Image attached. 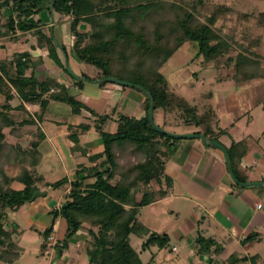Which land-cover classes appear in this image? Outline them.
<instances>
[{
    "label": "trees",
    "instance_id": "1",
    "mask_svg": "<svg viewBox=\"0 0 264 264\" xmlns=\"http://www.w3.org/2000/svg\"><path fill=\"white\" fill-rule=\"evenodd\" d=\"M0 9V18L6 22L3 25L5 31L0 29V37H12L16 31H34L41 43L49 44V55L60 66L57 47L65 53L67 48L61 44L57 46L52 30H44L45 24L37 16L47 11L52 17L57 13L70 18L71 55L100 71L97 78L85 74L75 78L76 87L83 89L86 83L105 87L110 83L108 78H115L132 84L120 86L132 88L145 98L142 116L120 113L117 131L109 133L103 126L112 119L111 115L97 114L70 96L65 86L57 88L58 91L54 89L51 96L44 99L46 92L58 87L56 82L42 83L37 92L33 78H22L28 67L29 54H20L10 63L16 67V76L6 72V63H0V95L6 100L0 110V261L5 264L19 261L22 248L17 238L20 233L14 226L9 228L11 213L36 201L39 196H34L40 190L39 184L46 183L37 169L43 135L39 134L29 148L7 142L5 130L16 124L15 117L10 114L13 109L8 105L15 97L11 84L19 99L40 103L43 111L51 100L68 105L75 115L89 112L97 118L95 129L104 144L102 153L89 157V166L76 171L75 179L70 182V193L50 212L52 224L43 231L36 230L43 238L42 249L53 235L57 220L62 219L66 224V236L60 241L63 246H57L58 249L66 248L71 237L85 230L84 249L88 264H146L132 247L131 236L144 240L141 253L152 248L165 250L169 247L170 236L152 231L141 222V215L143 209L169 194L173 180L166 174V166L183 140L161 134L153 128L149 122L150 112L163 130H166V123L158 121V115L177 114L182 124L198 128L197 133L206 136L209 146L213 147L212 141H219V135L213 131L214 113L207 111L200 115L196 105L177 97L162 69L175 52L190 42L198 49L197 58L202 59L203 69L213 67L231 72L223 79L236 82L264 79L259 53L264 40V13L236 12L239 31L223 34V28L216 33V21L221 16L225 22L228 15L234 14L235 10L230 6L216 7L217 12L205 23L193 11L172 0H1ZM84 24L88 26L87 31L81 28ZM235 47L238 49L233 50ZM233 51L234 55L231 54ZM148 94L152 96L153 106ZM19 108L24 111L23 104ZM33 123L27 119L21 122V126ZM90 127V124L69 126L70 139L77 150L80 149V136ZM11 134L22 136V131L14 130ZM247 151L246 143H234L227 149L229 168L240 182L247 181L237 171ZM5 164L21 166V173L9 176ZM14 183L23 188H13ZM67 183L66 177L54 183L47 182V186L57 190ZM153 183L159 189L152 190ZM195 244L203 256L209 255L213 247L215 252L222 250L216 241L200 234ZM147 264L159 263L153 258Z\"/></svg>",
    "mask_w": 264,
    "mask_h": 264
},
{
    "label": "crops",
    "instance_id": "2",
    "mask_svg": "<svg viewBox=\"0 0 264 264\" xmlns=\"http://www.w3.org/2000/svg\"><path fill=\"white\" fill-rule=\"evenodd\" d=\"M262 13L248 14L259 15ZM55 14L59 16L61 23L68 25V29L65 27L63 33H59L61 36L59 38L55 35L57 27L54 20ZM55 14L52 17L47 11H44L37 18L41 19L45 24L44 30H52L57 46L60 44L66 46L67 53L61 47H57V55L62 66L57 64L49 55V44L46 42L41 43L34 31L26 33L16 31L12 37H0V63H6V69L8 70L6 72L16 76V67L10 63L14 62L15 58L20 54H29L28 67L24 71L22 78H33L36 81L37 92L40 91L42 83L56 82L58 84V87L51 88L50 92H46L43 95L44 99H48L52 92H54V89L58 91L60 86H65L70 96L75 97L85 106L91 104L92 107L89 106L90 109L94 110L97 114L111 115L112 119L107 121L103 127L105 132L115 133L118 129L117 118L119 114L122 111L123 114H127L125 109L121 108L120 101L126 91L135 90L124 88L114 83H112L113 87H107V85L100 87L97 84L88 83L89 86L85 84L83 89H78L75 85V78H79L85 73L80 72L78 60L70 53L73 45V38L70 34V18ZM4 24H6L5 20L0 18V29L2 31H5L3 28ZM81 28L86 31L88 30V26L85 24ZM263 43L259 51L262 67H264ZM72 63L75 68L71 66ZM66 67L73 74L68 71L65 73ZM216 70H223L225 72L223 75L219 74L216 79L220 84L225 85L220 100L216 101L220 103L221 109H218L211 103V101L215 100L216 96L213 91L207 94L210 104L203 111L196 104H192L198 107L200 115L207 111L214 113L213 131L219 135V142L226 150L234 143H246L248 151L240 164H238L237 171L247 179V183H264V79L258 78L236 82L235 80L223 79L228 74L226 70L222 68ZM97 71L98 74L95 77L88 74L85 75L97 78L100 74L98 69ZM221 77L222 79H220ZM4 78L6 79V77ZM9 86L12 88L15 97L8 105L13 109L10 114L15 117L16 124L13 127L6 128L7 142L13 145L20 143L23 147L29 148L31 142L38 139L39 134L43 135L39 148L41 152L39 164L44 159L42 151L46 140L57 151L71 154V161L69 160L64 165L69 183L60 189L54 190L55 192L62 190V194L58 198L56 206L52 204V208L49 211L51 212L62 204L66 194L70 190V182L75 179L76 171L82 166L87 167L90 165V156L104 151L103 140L94 125V121L97 118L92 117L87 111H82L80 115H75L68 105L51 100H49L48 107L43 111L40 103L23 102L19 99L17 90L11 84ZM139 99L138 110L140 112L137 116H142V106L145 98L143 96L141 98L140 96ZM21 104H23L24 111L19 108ZM5 105V98L0 95V110ZM64 105L68 108H65ZM55 110L64 112L65 114L68 113V110H71L69 112V117L71 116L69 120L71 122L59 118V113L52 114L51 112ZM171 115L175 116V114H168L166 116ZM73 117L77 119L73 120ZM163 117V114L158 115V121L166 123L167 121ZM27 119H31L34 123L21 126V122ZM81 124H90L91 127L86 134L80 136L78 147L81 150H77V146L70 139L71 131L69 130V126H79ZM167 124L168 122L165 125ZM195 129L190 133L200 134L197 133L199 129L196 127ZM14 130L18 132L22 131V136L12 135L11 131ZM184 141L186 140L183 139L180 142L178 151L166 166V174L173 180V186L169 194L165 198L159 199L157 202L146 207V209L170 200H176L182 205L191 203L192 209L188 216L185 217V223L173 232H170V234L166 233L170 238L173 235L176 239L185 240L191 248L190 256L197 254L201 257L206 256V260L211 264H264V186L243 187L235 184L229 174L232 171L229 168V162H227L226 156L220 149L209 146V142L204 143L201 139H189V144L186 145ZM42 175L46 176L43 173ZM45 179L47 180V177ZM17 186L19 188H16ZM12 187L15 189L23 188L18 183H14ZM163 187L166 188V185ZM151 188L152 190H157L159 186L152 185ZM39 189V192L46 191L45 189L41 190L40 187ZM45 193L47 197L39 196L45 198L44 200L40 202L36 200L28 204L29 210L20 208L21 210L16 212L21 213V216L26 221L30 220L32 215L36 218L42 215L41 212L47 210L44 202L49 203V193ZM48 205V207H51L50 203ZM16 212L11 213L9 228L16 222L13 218V215H17L15 214ZM180 214L179 212L176 216L180 217ZM51 224L52 219H48L47 225L41 226L42 229L34 224L29 229L34 232H37L36 230L43 231ZM16 229L20 233L19 236L23 235V231L19 227H16ZM199 234L206 239L216 241L222 246V250L218 253L215 252L216 248L213 247L209 255H201L195 244V239ZM53 235L58 241L62 242L65 239L66 224L64 220H57ZM84 242L85 237L82 232L69 239V256L71 257L70 262L72 264H88L83 246ZM174 250L177 251L176 247H173ZM42 253L50 255L52 258L50 264H53L56 259H61L65 253V248L60 250L56 246L49 249L46 247V249H42ZM153 258L159 264H162L156 259V256L151 259Z\"/></svg>",
    "mask_w": 264,
    "mask_h": 264
},
{
    "label": "rangeland",
    "instance_id": "3",
    "mask_svg": "<svg viewBox=\"0 0 264 264\" xmlns=\"http://www.w3.org/2000/svg\"><path fill=\"white\" fill-rule=\"evenodd\" d=\"M184 7H187L189 11H193L195 16L201 21L206 22V19L210 17L214 12H217L216 7L221 6H230L234 8V14L228 15L227 20L224 22L221 16L218 17L216 21L215 31L216 33H220L221 31L218 29L223 28V34H231L234 30L236 32L239 31L240 26L236 22L237 14L236 12H247V13H262L264 12V1L262 0H172ZM1 3V0H0ZM256 15V14H255ZM1 16V9H0ZM55 24L57 25L55 29V35L59 38L60 34L63 33V29L66 27L68 29V25L66 23H61L59 20V16L55 14L54 16ZM60 33V34H59ZM69 33V32H68ZM61 37V36H60ZM227 39V38H226ZM235 47L233 50H237ZM264 50V43L262 46ZM234 51L231 53L234 55ZM198 49L193 43H186L180 50L174 53V55L169 59L164 68L162 69L163 74L167 78L169 82V86L171 87V91L175 93L177 97H183L188 100L190 103L196 104L201 111L208 106L209 99L207 98V94L212 92L215 93V100L211 101L218 109H221V105L219 101L222 94L223 88L225 85L220 84V82L216 81L219 74H224L223 70L217 71L215 68H207L203 69L201 66V60L197 57ZM80 66V72L88 74L89 76H97L98 71L95 67L90 65H86L78 61ZM71 66L75 68L72 63ZM72 73L68 67H66L65 73ZM227 71V70H226ZM227 73L231 74L230 71ZM73 74V73H72ZM88 85V83H86ZM89 86V85H88ZM91 86V85H90ZM95 86V85H92ZM107 87H113L112 83L107 84ZM87 88V87H86ZM130 90V89H129ZM142 98L143 94L138 91H126L123 95V98L120 101L121 108H124L128 115L137 116L139 114L138 110V102L139 98ZM144 97V96H143ZM88 107L91 104H87ZM86 105V106H87ZM65 106V105H64ZM67 106H65L66 108ZM92 107V106H91ZM68 108V107H67ZM90 108V107H89ZM140 109V107H139ZM136 110V112H135ZM57 111V112H56ZM71 111V110H70ZM59 112L55 110L51 112L52 114L59 113V118L63 120H67L71 122L69 119V112ZM123 113V111H122ZM56 116V115H55ZM176 116V117H175ZM171 116H166L165 119L168 122L166 125V131L177 134V135H191V131L196 130L195 127H186L182 124V121L178 119V115L175 114ZM80 117V116H79ZM164 118V117H163ZM77 119L75 117L72 118ZM181 123H180V122ZM166 122V123H167ZM181 124V125H180ZM10 140V139H9ZM184 144H189V139H184ZM46 140L43 144V155L44 159L38 166V171L43 173L44 177H47L46 183L42 182L39 184V187L45 189V192H48V201L51 204V207H48L49 203H45L47 210L41 212L42 215L31 216L30 220H24L21 216V213H15L17 215H13V218L16 220L12 224L14 227H19L21 231H23V235L17 238L18 244L23 249L21 257L17 264H50L52 258L50 255H45L42 253V243L43 238L38 232H34L29 229L31 225H36L42 229L41 226H45L48 223V219H52V214L49 212L52 208V204L56 206L58 203V198L62 194L61 191H54L51 187L47 186V182L54 183L63 178L67 177V171L65 168V163L69 160L71 161V154L63 153L62 151H57L53 148L49 142ZM29 146V144H27ZM69 152V151H68ZM225 155V154H224ZM71 163V162H70ZM5 170L9 176L14 177L21 173V166H13L10 164H5ZM1 179V177H0ZM2 180L0 181V185ZM45 183V184H44ZM154 186L155 183H153ZM4 187V186H3ZM6 187V186H5ZM21 187V186H20ZM16 188H19L18 186ZM64 189V188H63ZM70 193V192H69ZM67 193V194H69ZM47 197V194L45 195ZM45 198L38 197L37 202L44 200ZM65 200V198H64ZM63 200V201H64ZM191 203H186L182 205L180 202L176 200L166 201L165 203H159L155 206H152L148 209H143L141 215V222L152 229V231L157 232L158 234H166L173 232L175 229L179 228L181 225L185 223V217L188 216L189 212L192 209ZM29 210L28 204L21 207V209ZM19 209V210H21ZM173 211H175L173 213ZM180 217L176 216L178 213ZM176 213V214H175ZM29 217V215H28ZM9 224V223H8ZM84 233V237L86 239L85 230L82 231ZM172 235V234H171ZM144 240L139 239L135 236H131V245L132 247L140 253L141 259L144 263H148L151 258L156 256V259L162 264H211L206 260V256L201 257L200 255L190 256V246L185 242V240L171 238L170 245L165 250H159L158 248H152L146 252L141 253L142 243ZM60 245H54L62 247V243L58 241ZM85 247V242L83 244ZM47 247V244H45ZM53 247V246H52ZM173 247H176L177 251H173ZM46 249V248H45ZM69 240L68 245L65 248V253L61 257V259H56L53 264H72L70 251H69ZM0 264H5L0 261ZM52 264V263H51Z\"/></svg>",
    "mask_w": 264,
    "mask_h": 264
},
{
    "label": "water",
    "instance_id": "4",
    "mask_svg": "<svg viewBox=\"0 0 264 264\" xmlns=\"http://www.w3.org/2000/svg\"><path fill=\"white\" fill-rule=\"evenodd\" d=\"M107 80L110 83H114V84H119V85H123V86H133L132 84H130L128 82L121 81V80H118V79H115V78H108ZM148 96L151 98V105L153 106L152 96L150 94H148ZM149 122H150L151 126L153 128H155L158 132H160L161 134H165V135H167L169 137L176 138V139H201L204 143H208V140H207L206 136L203 135V134L177 135V134H173V133L167 132L166 130H163L162 128H160L155 123L153 112H150V114H149ZM211 145L214 146L217 149H220L225 154L227 162H229L228 152H227L226 148L219 141H212ZM229 174H230L231 178L233 179V181L236 184L240 185V186H243V187H250V186L262 187V186H264V183H261V182H253V183L240 182L232 171H230ZM45 195H46L45 192H39L38 191V192H36L34 197H36V196H45Z\"/></svg>",
    "mask_w": 264,
    "mask_h": 264
},
{
    "label": "built area",
    "instance_id": "5",
    "mask_svg": "<svg viewBox=\"0 0 264 264\" xmlns=\"http://www.w3.org/2000/svg\"><path fill=\"white\" fill-rule=\"evenodd\" d=\"M259 207H261V206L259 205ZM57 243H58V242H57L55 236H54V235H51V236L48 238V244H47L48 249H49L50 247L54 246V245H57Z\"/></svg>",
    "mask_w": 264,
    "mask_h": 264
}]
</instances>
